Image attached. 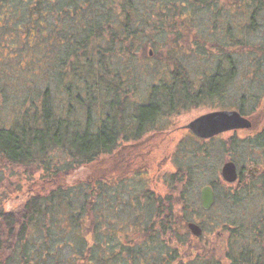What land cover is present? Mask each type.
Here are the masks:
<instances>
[{"label": "trees", "instance_id": "16d2710c", "mask_svg": "<svg viewBox=\"0 0 264 264\" xmlns=\"http://www.w3.org/2000/svg\"><path fill=\"white\" fill-rule=\"evenodd\" d=\"M262 17L264 0H0V160L28 167L38 164L43 170L42 179L54 180L61 173L101 162V157L113 153L122 139H140L160 115L210 98L220 100L222 108L238 109L253 121L254 129L260 110L254 108L251 115L244 108L250 102L256 106L264 100V41L258 44L253 38L261 29ZM207 34L211 46L224 53L213 69L206 67L201 72L205 73L201 83L191 77L190 69L176 52L163 56L173 66L169 77L163 76L165 72L157 63L138 62L141 50L151 60L150 53H146L149 46L162 47L183 37L191 36L194 44L205 49ZM239 50L251 57L247 75L252 84L237 97L238 104L230 105L224 97L229 96L240 74L233 56ZM144 71L163 77L130 112L132 97H128L127 80H134ZM20 89L25 90L20 108H11V118L5 119L3 108L10 98L18 100L11 92ZM254 132L249 146L264 151V126ZM223 145L226 148L227 144ZM240 147L232 142L229 150ZM58 152L63 161L56 158ZM240 171L234 186L222 178L210 182L216 191L213 207L223 202L228 211L224 226L229 233L227 248L220 255L204 251L186 257L181 253L182 244L191 237L188 222L197 213L211 212L197 204L196 212L197 207L191 204L190 192L195 184L192 167H178L169 178L172 183L165 196H155L134 185L138 193L130 203L138 215L151 203V214L142 224L147 231L144 236L161 238L157 242L161 243L163 264H185V258H189L186 264H264L262 207L258 213L252 210L251 216H233L246 200L255 205L258 196H264V172L253 178ZM109 181L98 172L88 174L75 184L60 185L45 195L27 196L18 210L0 213V260L6 257L17 264L38 263V250L31 239L40 233L46 244L54 247L39 251L42 261L48 264H65L62 262L72 259L77 262L66 264H114L126 250L113 252L110 236L119 239L122 226L119 218H109L105 208L121 205L124 213L131 209L121 204L120 188L108 190V196L104 193ZM220 182L229 191H221ZM80 186L86 190L74 198L71 187ZM154 220L160 229L151 234ZM201 226L204 230L205 223ZM107 229L109 236L102 238L100 233ZM62 230L71 240H60ZM223 231L217 233L223 235ZM167 241L175 242L177 248L166 245ZM62 244L74 251L72 258L58 260L56 252ZM135 248L129 250L136 253L145 249L138 245Z\"/></svg>", "mask_w": 264, "mask_h": 264}, {"label": "rangeland", "instance_id": "374dc122", "mask_svg": "<svg viewBox=\"0 0 264 264\" xmlns=\"http://www.w3.org/2000/svg\"><path fill=\"white\" fill-rule=\"evenodd\" d=\"M260 20L262 21L261 29L253 36V38L257 40L258 44L264 41V18L262 17ZM209 37L210 36L207 34L206 41L204 43L206 50L204 47L194 44L191 36L188 37V39L183 37L179 41L177 39L176 42L168 43L162 47L149 46L150 48L146 51V53H150L149 55L152 59L148 60L145 56V52L141 50L139 52L140 61L138 62H146L151 65L157 63L160 65V69L165 72L163 76L166 74V77H169L173 70V66L168 64L170 61L166 60L163 56H168L169 52L172 54H175L176 52V55L181 56L183 62L187 64V67L191 72V77H195V80L197 79V82L201 83L205 80V73L201 72L206 67L213 69V67L217 64V61L221 59V55L224 53L211 46L212 43L209 41H212V39L209 40ZM233 56L236 58V64L240 74L238 75V80L234 82V86H232V91L229 96L226 95L224 97V99H226L225 102L230 105L238 104V98L241 93H246L249 90L250 84H252L251 81H248L249 76L247 75V72L250 70L248 69V62L251 60V57L246 53H242L240 50L235 52ZM144 72L139 74L136 78H134V80L131 78L130 80H127V89L129 93L128 97H132L130 100V112L133 110L134 105L145 99L148 94V90L152 87V84L158 82L157 80L163 77H155L151 73L146 74V72ZM106 83L111 84L110 81ZM132 88H134L136 92L133 91ZM251 88H254L255 90L254 85H252ZM24 91V89H20L11 92V95L15 96L18 100L10 98L8 104L3 108L2 116L5 119L11 118L13 112L11 108L14 106H16V108H20L19 104L22 101L21 98L24 95ZM121 93L123 94L122 90ZM211 99L212 98L201 103L197 102L196 104H190L187 108L180 107L172 114L165 113L160 115L154 121L153 127L141 134L140 139H137L138 141L130 143V141L122 140L118 143L117 147H115V151L113 153L101 157V162L96 163L94 166L90 165L88 167H79V169L72 171V173H61V175L54 180L49 181L42 179L43 170L38 166V164L28 167L25 165H10L0 160V213L8 210H18L25 203V200L28 198L27 196L36 193H42L45 195L49 191L58 188L60 185L67 186L71 183L75 184L79 180L84 179L86 175L98 172L100 176L103 175L104 178L111 179L106 186L107 188L104 193L106 194L108 190L113 192L114 189L120 188L121 204H127L125 206H129L131 209H127L124 213L121 205H114V207L108 206L105 208V212L108 214L109 218L112 220H117V218H119L118 220L121 221L119 222L120 226H122L120 232L121 235L117 237L119 239L116 240V235L114 236V234L110 236L112 237L110 243L114 245L113 252L119 253V251L121 252L123 248L126 250H124V255L117 256L118 258H116V260L114 259L115 261L113 263L133 264V262H138V264H141L143 262V258V264H152L157 261H159L160 264H163L164 260L161 243L157 242L161 238L148 239L149 237L144 236V233L147 231H145L146 227L142 224L146 223H144L145 218L151 214V203H147V206L144 207L147 211L140 210L139 215L132 208L133 205L130 203L133 201V197H135L138 193H135L134 185L140 187L144 192L153 193L155 196H165L170 190L169 184L172 182L169 178L171 175L177 172L178 167L180 166L183 168L190 166L195 171V184L190 192V201L191 204L197 207L201 205L200 189L202 185L210 184L212 180L217 178L220 180V178H222V165L226 161L235 160L237 166L240 167V169L245 167V170L252 165L258 166L260 164V167L258 166L257 173L260 171L261 173L264 172V151L261 150V148H256L255 150L252 149V147L249 146L251 143L248 141L253 139L256 135V132L254 131L261 129L264 126V100H262L260 104H256V106L254 103L250 102V104H246V107L244 108L246 112L251 115L254 113V108H258V110H260V112L258 111L256 113L257 115H260L258 116L259 118L257 119L254 129H250L251 131L249 129H245L243 131L238 130L236 132H233L234 130H232L230 132L223 133L221 137L207 140L194 135L187 125L190 121L198 118L200 115L209 113V111L215 109H220L222 106L221 101L219 100V102H216ZM232 142L241 144V147L237 148V151L229 150L230 146L232 147ZM223 143L227 144L226 148H224ZM206 149L209 150L208 153L205 152ZM56 155H59V152ZM61 156L62 154L60 153V155L56 158H58V160L62 159L61 161H63L65 158ZM56 163L59 165L58 161H56ZM222 179L225 180L224 178ZM224 182L229 183L226 180ZM234 185L235 182L233 186ZM259 185L260 184H258V186ZM71 188L70 193L74 198H77L80 196V193H83L86 190L85 186ZM220 188L221 191H229V187L222 183ZM106 195L108 196L110 194ZM250 201L252 200H246V202H244V204L237 209L233 216L239 218L242 213H246L251 216L252 210H254V212L257 211L258 213V208L261 207L264 215V196H258L255 205ZM220 204L221 205H217L211 210H207L211 211L210 213L206 214L202 212L203 215L200 213L202 215L201 218L198 213L192 217L193 220L200 225L205 223L204 232L200 237L190 233V239H188L186 243L181 246L182 255L187 257L188 255L204 251H213L215 254L220 255L223 253L224 249L227 248L226 240L228 239L229 233L224 226L226 225L228 211L225 210L223 202ZM125 206H123V208H125ZM147 208L150 210L148 211ZM197 209L199 211V208L197 207L195 209L196 212ZM85 219L86 217L84 220ZM100 219L103 221V218ZM89 220L92 222L93 217L89 218ZM151 225H153L150 230L151 234L159 232L160 225L157 220L152 221ZM222 228L224 229L223 235L217 233V231L222 230ZM107 232H109V229H107L106 232H101L100 236L102 238L106 237L105 235L109 236ZM59 237H61L60 240H71L72 238L64 230L61 231ZM95 238L96 235L94 236L93 234L91 236V242L93 241L92 245H94ZM173 238L178 239L176 236H173ZM103 240L104 239H99V241ZM153 240L156 242L153 243ZM31 241L35 243V250H38L36 257L38 263L36 264H46L47 260L42 261V254L39 251L42 247H54L48 246L44 236L42 237L40 233L36 236L35 240L31 239ZM118 244L119 246H117ZM62 245L63 246L59 248L60 250L56 252V255L59 257L58 260L70 259L69 257H71L70 255H72L74 251H70L71 247L67 246L68 244ZM74 245L77 246L75 242ZM137 245L138 247L145 249L143 252L138 251L136 253H132L129 250V247L136 249L135 246ZM166 245L172 246V248H177V246H175V242L169 243L167 241ZM99 249L100 251L102 250L101 248ZM144 253L146 258L143 255ZM160 253L162 255H159ZM138 256L141 260L137 258ZM149 257L151 258V262ZM2 259L3 260H0V262L4 263L7 261V264L16 263L13 260H6V257ZM13 259L17 260L15 258ZM188 261L189 258H185V264ZM67 262L62 263L66 264ZM72 262L77 261L72 259V261L68 263Z\"/></svg>", "mask_w": 264, "mask_h": 264}, {"label": "water", "instance_id": "95a60500", "mask_svg": "<svg viewBox=\"0 0 264 264\" xmlns=\"http://www.w3.org/2000/svg\"><path fill=\"white\" fill-rule=\"evenodd\" d=\"M254 123L251 119L243 115L236 109L209 111V113L198 116L190 121L187 127L194 135L210 139L222 132L232 130L252 129ZM221 177L229 183H234L239 179V169L233 160L226 161L222 165ZM200 201L205 210H211L216 203V191L211 184H205L201 187ZM188 228L192 234L200 237L203 234L202 226L194 220L188 222Z\"/></svg>", "mask_w": 264, "mask_h": 264}, {"label": "flooded vegetation", "instance_id": "af4514ba", "mask_svg": "<svg viewBox=\"0 0 264 264\" xmlns=\"http://www.w3.org/2000/svg\"><path fill=\"white\" fill-rule=\"evenodd\" d=\"M220 109H222V110H231V109H236V108H231V109H229V108H222V107H220ZM220 109H215V110H212V111H217V110H220ZM236 110H238V109H236ZM238 111H239V110H238ZM243 130H245V129H243ZM243 130H242V131H243ZM236 131H238V130H234L233 132H236ZM228 132H230V131H228ZM223 133H227V132H222L221 134L216 135V136H214V137H211L210 139L221 137V135H223ZM197 137H198V136H197ZM202 139H204V138H202ZM210 139H207V140H210ZM122 140H125V139H122ZM125 141H130V143H133V142L138 141V140L133 138V140L130 139V140H125ZM131 141H132V142H131ZM131 145H132V144H131ZM238 169H239V174H240V172H241V171H240V167H238ZM257 169H258L257 165H252V166H250L247 170H245V167L242 168V171H243L246 175H248V176L250 175L251 177L256 178ZM203 232H204V230H203ZM191 234H192V233H191Z\"/></svg>", "mask_w": 264, "mask_h": 264}]
</instances>
